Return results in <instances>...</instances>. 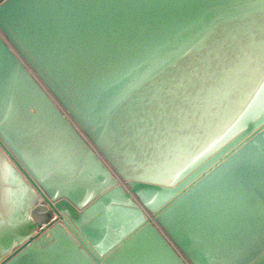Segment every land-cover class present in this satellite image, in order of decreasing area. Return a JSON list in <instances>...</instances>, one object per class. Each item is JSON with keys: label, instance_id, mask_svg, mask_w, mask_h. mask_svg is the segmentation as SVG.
<instances>
[{"label": "water", "instance_id": "obj_1", "mask_svg": "<svg viewBox=\"0 0 264 264\" xmlns=\"http://www.w3.org/2000/svg\"><path fill=\"white\" fill-rule=\"evenodd\" d=\"M0 264H264V0H0Z\"/></svg>", "mask_w": 264, "mask_h": 264}, {"label": "built area", "instance_id": "obj_2", "mask_svg": "<svg viewBox=\"0 0 264 264\" xmlns=\"http://www.w3.org/2000/svg\"><path fill=\"white\" fill-rule=\"evenodd\" d=\"M64 113V112H63ZM101 160L106 165V167L110 170V172L115 176L114 172L110 169V167L106 164L105 160L101 157ZM116 177V176H115Z\"/></svg>", "mask_w": 264, "mask_h": 264}]
</instances>
